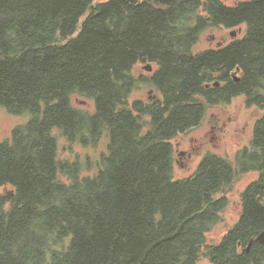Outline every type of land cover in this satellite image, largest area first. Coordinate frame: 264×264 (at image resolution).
<instances>
[{"label": "trees", "instance_id": "1", "mask_svg": "<svg viewBox=\"0 0 264 264\" xmlns=\"http://www.w3.org/2000/svg\"><path fill=\"white\" fill-rule=\"evenodd\" d=\"M242 25L192 52L205 29ZM139 83L159 98L129 103ZM235 95L262 109L249 143L174 178L171 139ZM0 107L30 115L0 136V264H264V242L246 251L264 231V0H0ZM102 137L94 165L59 158V138ZM249 171L238 219L208 240Z\"/></svg>", "mask_w": 264, "mask_h": 264}, {"label": "rangeland", "instance_id": "2", "mask_svg": "<svg viewBox=\"0 0 264 264\" xmlns=\"http://www.w3.org/2000/svg\"><path fill=\"white\" fill-rule=\"evenodd\" d=\"M95 2L100 0H94ZM226 4H233L237 0H223ZM244 25L238 28H217L205 29L199 36L198 41L192 48V52L207 48H215L219 41L225 45L230 40L242 35ZM233 32V35H231ZM149 65L148 71L145 66ZM155 66L150 62L138 63L135 72L141 77H149ZM213 83V82H212ZM208 86V84H205ZM159 93L151 84L139 83L131 91L128 101L139 99L150 102L159 98ZM73 105L78 108L93 110V101L81 96L72 97ZM262 113L258 106H247L242 95H235L228 101L207 104L200 122L185 132L177 134L171 139L173 146V177L180 178L192 174L197 164L207 152L222 156L233 161L237 150L249 143L252 135L253 125ZM29 114L13 116L0 107V136H9L11 128L28 120ZM107 139L102 137L94 146H81L76 142L68 143L64 138H59V158L80 161H87L94 165V161L106 150ZM183 151V154L182 152ZM88 157V158H87ZM93 162V163H92ZM94 172H83L90 174ZM257 176V172L249 171L240 174L234 181L229 192L228 204L222 212V218L215 228L209 233L208 240L218 241L226 229L232 225L239 216L240 197L243 188ZM217 195H220L217 194ZM197 264H209L206 259H201Z\"/></svg>", "mask_w": 264, "mask_h": 264}, {"label": "water", "instance_id": "3", "mask_svg": "<svg viewBox=\"0 0 264 264\" xmlns=\"http://www.w3.org/2000/svg\"><path fill=\"white\" fill-rule=\"evenodd\" d=\"M231 35H233V32H231ZM145 67L148 71L151 69V67L149 65H147ZM237 72H238V68H236L233 72H231V77L233 78L234 81H238V79H239ZM201 76L202 77H212L213 73L203 70L201 73ZM212 84H213V86H218L219 81L214 80ZM253 242H258V243L264 242V231L263 230L260 233H258L254 238L249 240V242L246 245V251H248L249 247L251 246V244Z\"/></svg>", "mask_w": 264, "mask_h": 264}, {"label": "flooded vegetation", "instance_id": "4", "mask_svg": "<svg viewBox=\"0 0 264 264\" xmlns=\"http://www.w3.org/2000/svg\"><path fill=\"white\" fill-rule=\"evenodd\" d=\"M222 45V41H219L218 43H217V45H216V47H218V46H221ZM215 80V75L213 74V76L212 77H207L206 78V80H205V84H208V86L209 85H211V83L213 82ZM182 152V154H183V151H181Z\"/></svg>", "mask_w": 264, "mask_h": 264}]
</instances>
